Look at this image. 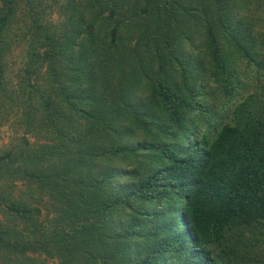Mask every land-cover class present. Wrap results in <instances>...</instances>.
I'll return each instance as SVG.
<instances>
[{
	"label": "trees",
	"instance_id": "obj_1",
	"mask_svg": "<svg viewBox=\"0 0 264 264\" xmlns=\"http://www.w3.org/2000/svg\"><path fill=\"white\" fill-rule=\"evenodd\" d=\"M8 121L0 264H264V0H0Z\"/></svg>",
	"mask_w": 264,
	"mask_h": 264
},
{
	"label": "rangeland",
	"instance_id": "obj_2",
	"mask_svg": "<svg viewBox=\"0 0 264 264\" xmlns=\"http://www.w3.org/2000/svg\"><path fill=\"white\" fill-rule=\"evenodd\" d=\"M56 15L51 14L50 19L54 20ZM13 54L12 57L10 58V56H7V66H8V72L6 73V78L8 80L14 81V77H15V73L17 72V70L19 69V67L21 66V61H22V57H23V53L20 51V47H16L15 49H13ZM9 120H12V117L9 116ZM11 121H8L6 123H3L2 125H0V148H6L9 143L14 142V139L20 137L22 134V131L20 128H17L16 126H12L10 124ZM29 142H32L34 138L27 136L26 137ZM28 205L32 208L36 209V212H34L33 214L30 215L31 219H35L36 223H39L40 225H42L43 227H46V220H48L50 218V215L46 213V203L45 202H27ZM9 218H7L8 220ZM6 219L2 216H0V221L4 223ZM6 220V222H7ZM17 223L18 225L15 227L16 231L18 234H20V236H24V235H30V233L28 232L27 229L24 228V224H20V222L18 221H14V222H10L9 224L12 223ZM24 240V238H22V241ZM26 256L31 257L32 259H36L38 261L37 264H55V261L53 259H47L45 258L43 255H39L37 256L36 254L32 255L29 252L25 253Z\"/></svg>",
	"mask_w": 264,
	"mask_h": 264
}]
</instances>
